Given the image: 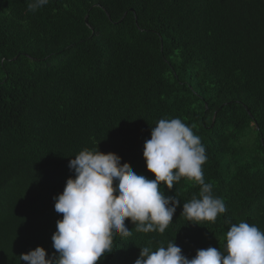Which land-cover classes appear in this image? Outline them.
<instances>
[{"label": "trees", "instance_id": "obj_1", "mask_svg": "<svg viewBox=\"0 0 264 264\" xmlns=\"http://www.w3.org/2000/svg\"><path fill=\"white\" fill-rule=\"evenodd\" d=\"M30 2L0 0V264H25L36 247L56 254L53 197L82 150L154 179L142 153L160 119L201 138L204 180L226 211L189 221L182 207L200 186L161 185L180 201L165 232L126 220L132 235L113 233L97 264H134L143 247L173 241L188 258L224 251L240 221L264 231V0H49L34 12Z\"/></svg>", "mask_w": 264, "mask_h": 264}, {"label": "clouds", "instance_id": "obj_2", "mask_svg": "<svg viewBox=\"0 0 264 264\" xmlns=\"http://www.w3.org/2000/svg\"><path fill=\"white\" fill-rule=\"evenodd\" d=\"M49 0H31L29 11H36ZM146 171L155 178L137 174L114 153L82 150L70 159L68 168L75 178L66 180L62 194L53 197L56 222L49 256L42 247L19 256L25 264H97L111 252L113 233L132 235L128 220L142 233L163 234L173 220L180 201L165 195L187 178L200 186L195 196L184 203L182 213L189 221L215 222L225 213L221 198L212 194L202 165L207 160L201 138L180 118L160 119L143 145ZM115 184V186H114ZM115 193V194H114ZM195 224V223H192ZM197 225V224H196ZM224 251L208 247L188 258L180 246L169 242L155 251L143 247L134 264H264V231L245 221L232 224L225 235ZM46 256L48 258H46Z\"/></svg>", "mask_w": 264, "mask_h": 264}]
</instances>
